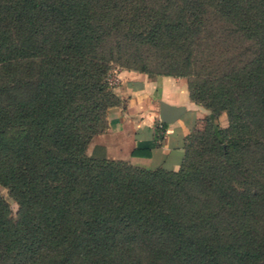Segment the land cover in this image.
<instances>
[{
    "label": "trees",
    "instance_id": "obj_1",
    "mask_svg": "<svg viewBox=\"0 0 264 264\" xmlns=\"http://www.w3.org/2000/svg\"><path fill=\"white\" fill-rule=\"evenodd\" d=\"M119 42L207 111L174 170L86 153ZM0 186V264H264V0H0Z\"/></svg>",
    "mask_w": 264,
    "mask_h": 264
},
{
    "label": "crops",
    "instance_id": "obj_2",
    "mask_svg": "<svg viewBox=\"0 0 264 264\" xmlns=\"http://www.w3.org/2000/svg\"><path fill=\"white\" fill-rule=\"evenodd\" d=\"M114 78L112 91L119 104L106 110V127L91 138L88 154L95 147L108 159L151 169H176L185 135L190 128L202 126L206 111L189 100L180 77L118 70ZM159 102L174 112L170 121L159 120Z\"/></svg>",
    "mask_w": 264,
    "mask_h": 264
},
{
    "label": "rangeland",
    "instance_id": "obj_3",
    "mask_svg": "<svg viewBox=\"0 0 264 264\" xmlns=\"http://www.w3.org/2000/svg\"><path fill=\"white\" fill-rule=\"evenodd\" d=\"M119 49L117 48V52L113 53V59L109 62L110 70L108 71V75L106 77V81L109 86H113L115 82V72L118 70H136L137 69H144L146 72L151 74L152 76L160 75L162 73L167 72L168 70H163L160 67L158 55L150 48L140 49V48H133L129 46L127 43H118L117 44ZM113 47L114 44L112 45ZM182 78L186 83L185 77ZM205 110V109H204ZM206 111V110H205ZM207 113V111H206ZM217 123L221 127L226 126V119L224 113H220L217 119ZM86 153L89 152L86 149ZM0 196L6 202L8 209H9V216L14 217L16 211V204L15 202L8 197L6 194V190L0 186Z\"/></svg>",
    "mask_w": 264,
    "mask_h": 264
},
{
    "label": "water",
    "instance_id": "obj_4",
    "mask_svg": "<svg viewBox=\"0 0 264 264\" xmlns=\"http://www.w3.org/2000/svg\"><path fill=\"white\" fill-rule=\"evenodd\" d=\"M158 117L161 122H168L174 118V112L166 104L159 102Z\"/></svg>",
    "mask_w": 264,
    "mask_h": 264
}]
</instances>
